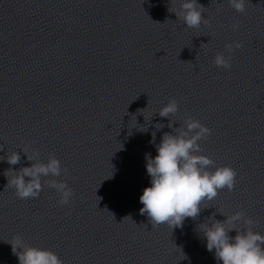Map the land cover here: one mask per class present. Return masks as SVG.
<instances>
[{"label": "clouds", "instance_id": "obj_1", "mask_svg": "<svg viewBox=\"0 0 264 264\" xmlns=\"http://www.w3.org/2000/svg\"><path fill=\"white\" fill-rule=\"evenodd\" d=\"M169 11L176 18L189 27L199 29L202 24L208 25L203 12L205 7L198 0H180L179 7L176 0ZM231 8L244 13L247 0H228ZM238 23L232 24L235 31ZM242 47L238 41L225 45L229 53ZM213 64L224 69H231V57L226 58L223 53H216ZM179 110L178 101L172 98L159 110V116L169 117ZM157 129L163 124H156ZM168 127H172L170 122ZM146 131V130H145ZM211 134V129L198 119L189 117L183 122L175 134L164 133L161 142L156 145L155 157H146V171L150 177V187L143 189L139 197L143 207L140 214H146L153 227L167 225L171 229L182 227L186 218L196 219L205 202L215 199L220 190L227 188L233 191L236 186L237 170L231 166H215V161L202 153L203 139ZM155 133H153V138ZM3 147L0 146V150ZM31 166L14 170L9 167L4 175L7 178L6 187L15 190L16 197L30 199L39 197L44 184L55 189L59 194L58 203L63 206L70 202L74 195L73 190L66 181L51 179L42 182V177H59L61 163L58 158L51 156L47 162L37 163L34 157L28 155L27 148L22 149ZM10 166L21 161L19 152L13 151L0 157ZM66 172L67 170L64 169ZM245 225L244 230L238 224ZM255 221L247 217L244 212L237 211L226 217L225 220L210 218L198 226V230L206 239V248L209 252L214 250L215 259L222 264H264V235L252 230ZM235 230V236L229 233ZM13 253L17 256L19 264H63V261L52 250L31 246L24 242L19 235L13 237Z\"/></svg>", "mask_w": 264, "mask_h": 264}]
</instances>
